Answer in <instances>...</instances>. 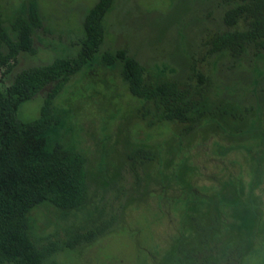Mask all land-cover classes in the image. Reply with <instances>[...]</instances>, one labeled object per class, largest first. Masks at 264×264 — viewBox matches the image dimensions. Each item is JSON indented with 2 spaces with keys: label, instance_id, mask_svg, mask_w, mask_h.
Segmentation results:
<instances>
[{
  "label": "rangeland",
  "instance_id": "rangeland-1",
  "mask_svg": "<svg viewBox=\"0 0 264 264\" xmlns=\"http://www.w3.org/2000/svg\"><path fill=\"white\" fill-rule=\"evenodd\" d=\"M97 1L37 0L42 27L32 33V52L1 67L0 92L23 70L77 57L84 18ZM253 7L113 1L99 52L55 99L46 133V154L85 156L88 200L73 211L42 203L27 215L38 249L108 227L89 243L58 248L45 264H175L177 257L183 264H264V48L247 45L239 57L210 52L217 36L253 29ZM27 11L28 0H0V27L11 40L12 23ZM120 50L144 68L147 84L185 88L203 112L198 121L156 119L130 93L122 63L102 62ZM48 90L20 106L22 120L39 116Z\"/></svg>",
  "mask_w": 264,
  "mask_h": 264
},
{
  "label": "trees",
  "instance_id": "trees-1",
  "mask_svg": "<svg viewBox=\"0 0 264 264\" xmlns=\"http://www.w3.org/2000/svg\"><path fill=\"white\" fill-rule=\"evenodd\" d=\"M113 1L98 0L87 12L77 57L56 58L46 65L23 70L14 77L5 92H0V264H45L58 248L69 251L80 240L89 243L108 227L76 236L59 246L50 244L38 249L28 232L27 215L42 203H49L62 211H73L88 200L85 156L59 149L46 154V133L54 125L52 108L55 99L99 52L104 40L103 20ZM239 1L254 6L248 9L255 19L253 29L217 36L212 41L211 53L230 51L233 57H239L247 45L264 48V0ZM233 21L234 13L231 12L226 22L233 24ZM41 27L37 0H28L27 16L12 23L13 40L0 27V69L9 65L19 53L32 52V33ZM117 61L122 63L120 76L130 93L144 100L154 111L156 119L188 124L202 116L200 107L187 99L185 88L169 83L147 84L144 68L128 58L124 50L114 55H102V62L108 67ZM47 87L49 90L39 116L31 121L22 120L18 115L20 106ZM149 112L150 109L147 110ZM261 132L264 137V111ZM175 264H183L180 257L175 259Z\"/></svg>",
  "mask_w": 264,
  "mask_h": 264
}]
</instances>
